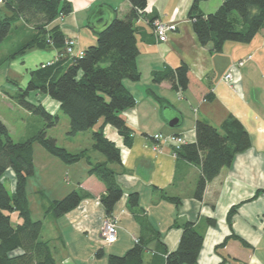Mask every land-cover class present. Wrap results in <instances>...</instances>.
Returning a JSON list of instances; mask_svg holds the SVG:
<instances>
[{"label": "crops", "instance_id": "obj_1", "mask_svg": "<svg viewBox=\"0 0 264 264\" xmlns=\"http://www.w3.org/2000/svg\"><path fill=\"white\" fill-rule=\"evenodd\" d=\"M68 1L72 4V12L58 17L49 28L58 25L68 37L74 38L75 53L96 43L97 34L89 26L104 27L115 15L113 8L121 18L132 9L129 0ZM223 1L205 0L201 2V8L210 13ZM192 2L148 0L146 13L135 23L139 28L137 65L141 78L124 81L137 99L136 106L124 112L133 129L131 143H125L114 126L107 124L104 127L105 135L120 148L122 159L121 164H112L124 191L112 215L118 228L115 242L109 244L104 240L103 222L107 214L100 197L106 187L95 175L89 174L88 161L82 159L66 164L51 154L45 155L44 175L34 187L39 198L44 199L46 188L50 190L51 186L62 195L73 189H82L89 194L63 216L44 220L43 236L51 241L61 264H107L104 259L109 254L123 255L141 238L147 241L143 264H165L166 255L157 248L158 243L163 242L169 251L175 250L183 231L180 225L186 221L194 222L204 233L195 264H264V195L254 197L259 189L264 188V29L248 43L227 41L221 51H214L211 44L199 42L193 29L189 18ZM98 8L100 15L93 18L92 14ZM154 16L172 27L166 41L158 40L154 26L149 22ZM59 52L54 46L34 48L5 60L0 69L5 68L8 74L0 76V94L10 97L18 87H25L31 79V71L56 58ZM248 56L251 58L237 72L238 82L234 86L226 82L225 74ZM182 62L190 68L187 89L175 88L168 80L158 83L153 80L155 71L175 68ZM5 83H8L9 90L5 89ZM2 89L5 93L1 92ZM207 94H212V99L207 98ZM34 96L32 100H39L48 111L60 114V103L56 99L38 92ZM229 116L236 117L249 132L251 147L237 153L232 164L223 167L219 175L207 183L203 199H197L195 191L202 175L201 165L177 156L171 142L158 140L154 135H182L187 142H194L197 120L220 127ZM175 117L179 124L172 127L169 121ZM101 122L91 130L70 136L68 120L64 133L68 140L62 146L69 150L76 144L74 139L88 133L92 150L79 144L76 152L87 149L93 161L105 159L93 148L92 139V131L98 129ZM53 137L59 142L58 137ZM34 162L36 167L35 149ZM8 175L14 190V172L11 170ZM29 180L30 177L28 184ZM131 192L139 193L140 202L136 208L128 204ZM57 198L60 197L48 198L47 204L45 200L41 210L45 212L51 200ZM233 206L238 207L230 227L227 214ZM49 215L52 214L46 216ZM208 218H214L216 224H210ZM143 220L155 233L143 227ZM232 233L240 239L230 237L221 246ZM100 248L105 255L97 258L95 253Z\"/></svg>", "mask_w": 264, "mask_h": 264}, {"label": "trees", "instance_id": "obj_2", "mask_svg": "<svg viewBox=\"0 0 264 264\" xmlns=\"http://www.w3.org/2000/svg\"><path fill=\"white\" fill-rule=\"evenodd\" d=\"M132 9L124 18L117 15L101 29L88 23L97 34L96 43L80 52H67L68 37L63 30L49 25L59 16L72 12L68 0H3L0 8V46L13 30L14 25L23 29L16 41L17 46L4 59H13L34 48L54 46L60 52L50 64L40 65L31 71V79L25 87H18L13 96L20 106L44 119V125L30 137L15 141L8 126L0 119V264H61L55 256L53 245L43 236L44 221L34 219L28 194V179L35 173L34 142L38 141L49 153L66 164L86 159L90 165L89 174L95 175L106 187L100 200L107 216H112L115 205L124 191L117 180V170L112 164H121V150L104 132L107 124L114 126L130 144L133 129L128 125L124 112L137 104L135 95L125 85V80L138 81L141 73L137 65L140 49L135 25L146 13L148 0H129ZM193 0L189 18L202 45L211 44L214 51H221L227 41L248 43L264 29V0H224L213 12L205 13L201 2ZM157 18H149L151 25ZM24 24V25H22ZM76 43V41H75ZM75 52V51H74ZM155 82L171 81L175 88L187 89L190 84V68L185 62L173 68L157 70L153 74ZM50 95L60 103L59 111L68 116V134L75 136L93 129L102 120L98 129L93 130V148L105 159L93 161L87 149L71 152L59 145L55 137L49 136L47 128L58 124L59 113H51L44 104L30 99V93ZM149 92H153L149 89ZM212 99V94L206 96ZM196 140L181 145L176 154L186 160L200 164L202 175L198 180L195 196L203 199L207 183L219 175L222 168L231 165L235 155L251 147V136L241 122L229 116L217 127L205 120L196 122ZM12 169L15 174V189L12 193L6 186L5 175ZM264 195V188L255 196ZM89 194L82 189H73L60 199L50 202L45 215L61 217L75 209ZM139 193L131 192L128 204L139 206ZM238 206H233L227 214V222L232 227ZM16 216V219L14 218ZM212 225L214 218H208ZM143 227L155 233L146 221ZM181 223H179L180 225ZM183 231L178 247L169 251L163 242L158 249L166 255L165 264H195L203 245L204 233L195 223H182ZM159 235V232H156ZM230 237L240 239L232 233ZM147 241L139 239L125 254H109L107 264H143ZM105 255L102 248L95 257Z\"/></svg>", "mask_w": 264, "mask_h": 264}, {"label": "rangeland", "instance_id": "obj_3", "mask_svg": "<svg viewBox=\"0 0 264 264\" xmlns=\"http://www.w3.org/2000/svg\"><path fill=\"white\" fill-rule=\"evenodd\" d=\"M17 25H18V23H17ZM17 25H14L13 30L11 31L9 36L6 38V40L0 46V57H2V58H0V64L4 62L3 58L5 56L7 57L9 55V52L12 51L17 46L16 41L18 39V36H21L22 33L24 32L23 29H21V28L19 29V27ZM22 25H24V24H22ZM85 28L88 29L89 27H85ZM167 39H168V37H167ZM161 42H163V41H161ZM49 61H52V60H49ZM49 61L42 63L41 65H44V64L46 65ZM5 70H6L5 68L0 69V76H2V75L7 76L8 73L5 72ZM22 84H20V85H22ZM27 84H25V85L27 86ZM5 89L6 90L10 89L8 83H7V85L5 83ZM17 91H18V88H17ZM1 92H4L3 89ZM36 93L37 92L32 91L30 93L31 95L29 98L30 99L35 98L36 96H34V94H36ZM15 94H14V92L12 93V95H15ZM12 95L10 94V97H12V98H10L9 96H4L3 94H0V119L2 121H4V123L8 126L12 138L15 141H21V140H24V139L30 137L34 133H36L44 125V119L39 115H34L29 110L20 106L19 103L16 101V99ZM68 120H69L68 116L66 114L60 112V120H59L56 128H53V127L47 128L49 136H56L59 138V142H58L59 145L67 143L68 139H66L67 137L64 133L66 132V128H67L66 122H68ZM69 128H70V125H69ZM90 138L91 137H89L88 133H84L83 135H80V137H78L77 139H74V141L77 145L74 144L76 146H74V145L71 146L69 148V151L76 152L77 151L76 147L79 144L83 145L82 146L83 148L88 147L89 151L92 150V147L90 146L91 144L89 142ZM34 149H35L36 167H35V174L30 176V180H29L30 183L28 184V193H29V197L31 200L33 218L34 219H42L44 221V220H48V219L52 218L53 215H49V217H47L45 215V212H43L41 210L42 203L43 202L45 203V200H46L45 204H47L48 198H52V197H56V196L62 198L66 195V193L62 195L61 194L62 192H60V191L57 192L56 187L51 186L50 190H49V188H46L47 194H44V196H45L44 199L39 198L37 193L34 191V187L37 186V183L41 181V179L44 175L43 163H44L45 155H50L51 153H49L38 141L34 142ZM51 156H55V155L51 154ZM52 166H53V164H51L50 167H52ZM11 170L12 169L7 170V173L5 175V180H6L5 184L8 188V190L10 191V193L13 192L12 185H11L10 181L8 180L9 179L8 173ZM14 180L16 181V179H14ZM60 198H58V199H60ZM104 260L106 262L107 258H105Z\"/></svg>", "mask_w": 264, "mask_h": 264}, {"label": "built area", "instance_id": "obj_4", "mask_svg": "<svg viewBox=\"0 0 264 264\" xmlns=\"http://www.w3.org/2000/svg\"><path fill=\"white\" fill-rule=\"evenodd\" d=\"M0 2L2 3L3 0H0ZM154 25H155V33L158 37V40L159 41H166L167 37H168V32L172 29L171 25H169L166 22L159 20V19L155 20ZM74 47H75V39L69 38L67 41V52L70 54H74L75 53ZM80 54L82 55L83 51H80ZM250 58H251V56H249L245 59L243 58V59L239 60L237 63H235L232 66L231 70H229L225 74L224 80L226 82H228L229 84H231L232 86H234L238 82L237 72H238L239 68ZM55 59H57V57ZM53 61L54 60L49 61L47 64H50ZM154 137L158 140H165V141L171 142L174 145L175 152H177V150L181 147L182 144L187 142L186 138L182 135L171 134L168 136H164V134H162V133H156L154 135ZM103 236H104L105 242L109 243V244H111L117 240V237H118L117 221L113 216H107L104 219Z\"/></svg>", "mask_w": 264, "mask_h": 264}, {"label": "water", "instance_id": "obj_5", "mask_svg": "<svg viewBox=\"0 0 264 264\" xmlns=\"http://www.w3.org/2000/svg\"><path fill=\"white\" fill-rule=\"evenodd\" d=\"M100 11L101 10L99 8L95 10V12L92 14L93 18L98 17L100 15ZM178 124H179V119L177 117L169 121V125L172 127L177 126Z\"/></svg>", "mask_w": 264, "mask_h": 264}]
</instances>
